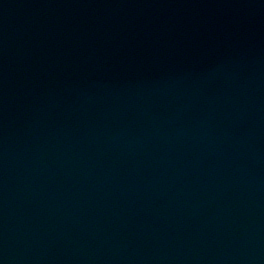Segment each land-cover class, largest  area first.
I'll list each match as a JSON object with an SVG mask.
<instances>
[{"label": "water", "instance_id": "1", "mask_svg": "<svg viewBox=\"0 0 264 264\" xmlns=\"http://www.w3.org/2000/svg\"><path fill=\"white\" fill-rule=\"evenodd\" d=\"M0 264H264V0H0Z\"/></svg>", "mask_w": 264, "mask_h": 264}]
</instances>
